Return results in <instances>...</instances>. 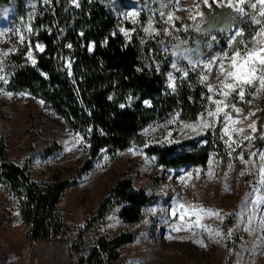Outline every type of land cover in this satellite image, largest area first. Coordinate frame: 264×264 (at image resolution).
Returning <instances> with one entry per match:
<instances>
[{
	"label": "rangeland",
	"instance_id": "374dc122",
	"mask_svg": "<svg viewBox=\"0 0 264 264\" xmlns=\"http://www.w3.org/2000/svg\"><path fill=\"white\" fill-rule=\"evenodd\" d=\"M121 1L123 3L118 9L114 8L116 0L110 1L112 8L116 9L117 30L124 29L127 35L120 32L128 41H132L134 36L145 40L158 35L157 46L162 52H167L169 40H176L179 35L206 22L204 9L207 7L202 0ZM250 2L255 0H245L240 5L244 8L242 13L236 7L231 8L241 15H258L259 7L252 9L249 7ZM195 4L201 5L199 10L203 16L192 19L196 12L193 7ZM133 11L136 15L129 16L128 13ZM169 12L173 14L171 22L168 21ZM143 15L147 17L145 22H142ZM30 17L31 12H27L26 16L19 18L23 28L13 27L9 22L0 20V32L3 33L0 35V76L8 81L7 84L0 81V89H3L0 91V144L2 141L11 161L17 165L28 164L33 180L40 184L51 181L53 174L73 180L88 155L84 139L76 143V132L43 100L28 91H13L7 87L9 80L5 64L8 56L25 45L28 47L27 52L31 47L32 57L37 63V54L42 51H38L36 45H43V50L45 47L39 41L32 43L31 37L35 36V31ZM237 29H232L231 37L237 36ZM244 39L248 40L250 36L246 35ZM231 48L228 40L224 50L195 58L187 65L181 57L176 58L170 63L168 71L172 73V79L166 75L168 86L175 88L177 81L186 77L184 72H196L199 77L206 74L204 63L224 51L231 54ZM208 82L216 84L211 76ZM7 92L13 95H5ZM226 102L229 105L235 103L236 108L240 109L239 113L231 107L226 109L237 121L232 127L243 128L244 134H247L250 131L247 125L256 122L257 131L251 133L255 139L251 140L250 147L248 141H244L240 147L233 144L229 154V149L221 139L220 129L225 123L223 113L215 127L196 131L185 125L198 122L197 118L186 121L179 112L166 120L153 121L141 131L144 143H133L115 155L104 149L93 161L92 168L64 191L59 204L64 218L72 225V231L64 238L30 241L26 235L27 226L19 217L15 198L0 183V264H73V260L90 253L100 235L110 237L125 230L135 232L136 239L121 248L118 264H264V184L259 182L257 171L260 165L258 153L264 151V139L260 138L261 133H264V111L257 106L264 104V93L252 96L246 91L244 101L233 95ZM209 107L208 102L200 114L206 117ZM234 138L242 140V135L234 134ZM187 140L201 145L210 141L214 149L210 153L211 163L208 161L206 167L188 164L181 168H164L155 154L148 153L152 146L182 145ZM191 145L186 147L190 148ZM66 147L70 150H66ZM50 148H53L52 152H48ZM129 148L134 152H129ZM219 148L221 153L216 151ZM249 151L255 155L250 157ZM241 154L249 163L241 161ZM124 177L131 178L135 187L145 188L155 197L154 203L144 209L143 219L135 224L124 223L119 217L121 206H116L95 230L87 232L77 242L79 229L88 218L97 214L100 202ZM179 204L218 211L220 215H209L205 211L200 214V226H196L195 216H185L181 220L179 211L175 216L171 214L172 208ZM217 232L220 234L217 235ZM196 240H203L205 246L195 243ZM73 242L79 243L78 252L73 253L70 249Z\"/></svg>",
	"mask_w": 264,
	"mask_h": 264
},
{
	"label": "trees",
	"instance_id": "16d2710c",
	"mask_svg": "<svg viewBox=\"0 0 264 264\" xmlns=\"http://www.w3.org/2000/svg\"><path fill=\"white\" fill-rule=\"evenodd\" d=\"M110 1L0 0V20L23 28L19 18L31 12V26L35 31L31 41L45 46L37 54L36 65L30 64L25 45L8 56L7 87L28 91L43 100L63 117L70 129L83 136L88 151L75 179L53 174L51 181L40 184L33 180L28 164L17 165L10 160L1 141L0 183L15 198L30 241L57 240L72 231L59 203L64 191L92 168L101 149L115 155L133 143H144L143 129L177 112L186 121L196 120L208 103L207 88L192 71L177 81L175 88H170L166 75L173 60L181 57L187 65L195 58L224 50L234 27L242 29L244 37H251L259 27L253 20H264L257 14L241 15L229 6L212 4L204 9L206 22L176 40H169L167 52H162L157 46L158 35L145 40L134 36L128 41L116 28V9ZM120 3L123 2L116 0L114 8L118 9ZM146 18L143 15L142 22ZM240 39L238 35L235 37L232 50ZM89 42H94L92 51L87 48ZM144 100H149L150 105H145ZM121 104L125 107L121 108ZM257 107L264 111V104ZM189 144L192 145L187 148ZM212 150L210 141L201 145L187 140L182 145L152 146L148 153L155 154L164 168L188 164L206 167ZM220 150L216 149L218 153ZM52 151L53 148L48 149ZM154 199L147 189L135 187L131 178L119 179L100 202L97 214L79 229L77 242L95 230L116 206H121L119 217L124 223H139L144 209ZM135 239L136 233L130 230L110 237L100 235L90 253L72 263L118 264L121 248ZM77 242L70 247L73 253L80 250Z\"/></svg>",
	"mask_w": 264,
	"mask_h": 264
},
{
	"label": "snow or ice",
	"instance_id": "6c2138e0",
	"mask_svg": "<svg viewBox=\"0 0 264 264\" xmlns=\"http://www.w3.org/2000/svg\"><path fill=\"white\" fill-rule=\"evenodd\" d=\"M244 2L245 0H235V3L233 2V0H211L210 3L209 0H202V3L205 7L210 8L212 4H216L217 6H224L226 3L229 7H236L237 10L241 13L244 12V8L240 5H243ZM73 3H75V0H73ZM257 6L259 7L258 15L260 17H264V0H255V2L249 3V7H251L252 9H256ZM193 7L196 9V12L195 16L191 18L195 19V17L197 16L202 17L203 12L199 10L201 5L195 4ZM128 15L134 17L136 15V12H129ZM161 15H163V13H161ZM167 15L168 21L171 22L173 20V14L169 12ZM176 19H179V17H176ZM253 22L259 27L258 29L253 31L250 39L245 40L243 38L245 35L244 31L242 29H237L236 35L240 36L241 39L237 42L235 50H233L231 54H229L227 51H224L217 55H213L208 62L204 63L206 74H201V76L199 77V82L201 84H204L207 88V92L209 94L205 97V99L209 102L210 107L206 109V117L203 113L199 114L197 116L198 122H193L191 124L185 125V127L192 129V131H196L197 129L203 130L215 127L217 119L220 117V114L223 113V119L225 123L223 128L220 129L222 133L221 139L224 140L225 146L229 149V154H231V151L233 150V144H235L236 147H240L244 141H248V146L250 147L251 140L255 139V137L251 133H255L257 131V128L255 121H252L247 125V128L250 130L247 134H244L245 130L243 128L232 127V125L236 124L237 121L233 120V117L229 114L228 111H226V109L231 107L235 109L237 113L240 112V109L236 108L235 103L229 105L226 102L227 98L234 95L241 101H244L246 91L247 94H250L252 96L264 93V20L254 19ZM120 31L127 35V32H125L124 29H121ZM145 31H148V29L145 28ZM152 31H155V29H152ZM2 34L3 33L0 32V35ZM20 39L23 40V37H20ZM234 41L235 36L229 39V45H231ZM93 45L94 42L88 43L87 48L89 51L93 50ZM68 46L70 47V45ZM36 49L38 51H43V45L37 44ZM4 54L6 55L7 53ZM26 55L34 65L36 61L32 57L31 47H29ZM173 55H175V53H173ZM172 67L175 68L176 65L173 64ZM213 73L214 75H212ZM167 75L171 80L172 73H168ZM184 75L187 76V72H184ZM210 76L216 80V84L208 82ZM0 81H3L5 84L8 83V81L3 76H0ZM170 86L174 87V85ZM252 89H255V91H252ZM0 91H3V89H0ZM5 95L11 97L13 93L7 92L5 93ZM18 95L23 96L27 94L18 93ZM216 97H219V99H217ZM108 99H112V97L109 96ZM41 103H43V101H41ZM143 103L145 105H150L149 100H144ZM248 103H251V101H248ZM211 105H215V107L212 108ZM119 106L121 108L125 107V105L123 104ZM249 114L251 115L252 113L250 112ZM245 119H247V117H245ZM234 134L235 136L242 135V140L235 139ZM225 136H227V139H224ZM260 138L264 139V133H261ZM82 139L83 138L80 136V134L76 133V143H81ZM65 143L67 144V142ZM66 150L70 149L66 147ZM100 151L103 153L105 150L101 149ZM128 151L134 152L132 148H129ZM253 155L255 154L249 151V156L251 157ZM258 155L260 159V165L257 169L260 178L259 182L261 184H264V151L259 152ZM106 158L107 157H105V159ZM240 159L243 163H249V161L244 160L243 154H241ZM209 163H211V157L209 159ZM177 211H179V218L181 220H183L185 216H195L196 226H200V214L205 211L209 215H220L218 211L205 210L202 207L196 208L192 205L185 204L174 206L171 210V214L175 216L177 214ZM262 223H264V221H262ZM229 233H231V230H229ZM216 234L219 235L220 233L217 232ZM181 239H183V237H181ZM194 242L200 244L202 247L205 246L203 240H196Z\"/></svg>",
	"mask_w": 264,
	"mask_h": 264
}]
</instances>
